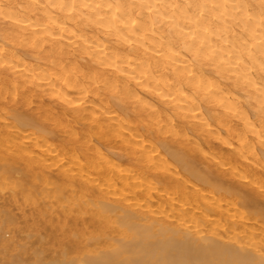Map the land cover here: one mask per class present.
<instances>
[{"label":"bare ground","instance_id":"1","mask_svg":"<svg viewBox=\"0 0 264 264\" xmlns=\"http://www.w3.org/2000/svg\"><path fill=\"white\" fill-rule=\"evenodd\" d=\"M10 179L42 264H264V0H0Z\"/></svg>","mask_w":264,"mask_h":264},{"label":"rangeland","instance_id":"2","mask_svg":"<svg viewBox=\"0 0 264 264\" xmlns=\"http://www.w3.org/2000/svg\"><path fill=\"white\" fill-rule=\"evenodd\" d=\"M110 151L111 154L114 152ZM35 183L37 182L29 179L27 185L38 187V184ZM18 187L19 182L16 179H10L3 185V189L0 188V264H42L50 262L53 258L60 256L62 247L60 244H67L65 242L69 244L74 241V237L72 239L71 236L75 234V231H71L69 226L64 227L66 229L60 228L57 224L58 220H55L56 217L60 216V214H57L59 211L46 212L42 208V204H39L40 202L37 204L32 203V201L27 202L28 200L19 193ZM262 200L264 201V198ZM34 205L38 206L39 209H36ZM55 222L59 227L58 230L55 229ZM48 225L50 228H48ZM48 229H51L50 232ZM53 232L56 234L54 235ZM52 236H54V240H52ZM59 237L61 239L60 244L57 240ZM76 254L78 255V253ZM83 254L84 252L79 254L78 257L83 256Z\"/></svg>","mask_w":264,"mask_h":264}]
</instances>
